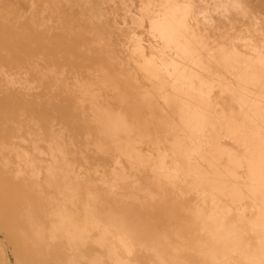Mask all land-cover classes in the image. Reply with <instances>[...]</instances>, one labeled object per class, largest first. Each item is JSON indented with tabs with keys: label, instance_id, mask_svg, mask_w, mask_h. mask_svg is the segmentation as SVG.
<instances>
[{
	"label": "bare ground",
	"instance_id": "1",
	"mask_svg": "<svg viewBox=\"0 0 264 264\" xmlns=\"http://www.w3.org/2000/svg\"><path fill=\"white\" fill-rule=\"evenodd\" d=\"M102 3L106 4L102 12L109 18L131 7L139 29L125 47L126 81L132 89L140 90L142 82L149 85L136 91L138 102L122 108L119 98L109 102V80L114 76L108 67L104 68V78L109 79L105 85L75 75L70 85L63 86L64 94L75 100L69 106L71 114L65 118L67 123L56 128L46 117L48 123L41 125L38 108L32 107L47 92L21 77L20 70L7 74L0 92L17 86L33 105L11 106L12 102L6 104L9 96H4L6 102L0 107L5 212L14 206L20 223L27 219L29 208L22 199L26 190L45 216L64 210L52 191L61 185L64 192L90 199L96 189L84 186L89 173L75 171L69 146H77L80 157L95 149L110 156L112 166L99 180L112 192L127 190L153 206L178 213L203 232L215 261L243 263L222 245L229 240L228 249L251 245L252 264H264V0ZM80 29L73 28V33L67 26L62 33H73L89 44L103 39L100 28L93 29L89 38L81 36ZM140 145L145 146L144 152ZM96 156H90L94 164L104 167L107 161ZM121 156L128 167L121 163ZM9 196L14 197L13 205L6 202ZM60 217L49 231L50 239L59 233L66 242L76 244V225ZM112 236L125 248L136 246L122 232Z\"/></svg>",
	"mask_w": 264,
	"mask_h": 264
},
{
	"label": "rangeland",
	"instance_id": "2",
	"mask_svg": "<svg viewBox=\"0 0 264 264\" xmlns=\"http://www.w3.org/2000/svg\"><path fill=\"white\" fill-rule=\"evenodd\" d=\"M105 7L106 4L102 3V0H0V85H5L7 74L20 70L21 77L34 85H40V90L47 92L38 105H33L24 92L17 86H12L6 92H0V107L6 101V104L10 105L12 102L11 106L14 104L13 106L19 108L24 105L27 108L31 104L32 107L38 108L40 124L51 122L58 128L57 125H62L65 118L71 114L69 106L75 101L73 96L64 94L63 86L70 85L75 75L105 85L109 80L104 78L105 67H108L114 76L109 80L112 85V89H109L112 100L109 102L113 104L119 98L123 104L122 108L138 102L140 96L136 91L139 89L131 88L132 85L126 81L128 78L125 74V47L138 32V25L133 21L131 11L129 12L131 7H125L126 14L122 12L110 18L102 12ZM67 26L72 30L75 27L83 29H80V34L84 38H89L93 29L100 28L103 31V39L89 44L86 39L80 40L82 37L77 39V36L73 35L76 33L74 30L71 31L72 35L62 33V28ZM95 49L100 51L99 55ZM144 85L149 83L142 82L140 87L145 88ZM4 96L9 98L3 101L6 98L3 99ZM46 102L56 103V106L53 104L52 107ZM68 102L72 104L67 106ZM60 104L66 107L61 108ZM49 114L50 117L47 116ZM43 117H46L48 122ZM43 126L47 129L46 126L49 125ZM66 132L64 138L67 140L69 132ZM69 148L74 151L75 167L77 166L75 171L81 174L89 173L84 186L94 187L95 194L85 200L82 194L77 196L64 192V185H61L59 190L52 191L64 210L54 212L53 216H45L37 209V204L30 201V193L26 190L22 199L27 202L29 216L27 219L22 217L24 223H20L18 209L13 206L8 213V209L5 212L7 207H2L4 185L0 184V264L227 263L215 261L210 257V243L205 240L203 232L185 223L178 213L170 211L168 207L153 206L145 201L142 195H134L127 190L114 193L101 182L100 175L109 172L112 166L108 154L95 149L94 153L92 152L95 156L97 154L96 158L101 155L100 159L107 161L102 167L94 164L90 157L93 154H88V157L85 148L81 151L86 152L87 156L81 157L80 153L76 152L79 151L77 146ZM140 150L144 152L145 146L140 145ZM120 159L121 163L128 167L125 158L121 156ZM56 176L58 179L62 177L58 174ZM14 184L21 187L18 182ZM43 187L51 190L48 186ZM13 199V196H9L6 202L13 205ZM20 213L22 216V212ZM59 214L73 220L76 225V244L66 242L59 233H56L55 239H50L52 234L49 231L61 221ZM120 232L131 238L135 248H125L112 236ZM91 236L95 238L89 239ZM232 239L235 241L234 235ZM229 242L223 240L222 245L227 251L230 250V256L243 262L239 264H252L254 249L251 245L228 249ZM254 247H258L257 244H254Z\"/></svg>",
	"mask_w": 264,
	"mask_h": 264
}]
</instances>
